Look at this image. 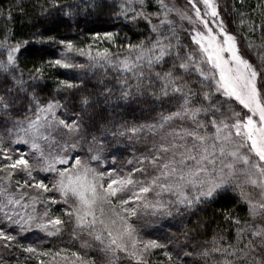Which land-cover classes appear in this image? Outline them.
Segmentation results:
<instances>
[{"label":"snow or ice","instance_id":"snow-or-ice-1","mask_svg":"<svg viewBox=\"0 0 264 264\" xmlns=\"http://www.w3.org/2000/svg\"><path fill=\"white\" fill-rule=\"evenodd\" d=\"M80 2L95 9L104 0ZM156 4L155 10H149L151 0H113L111 16L129 23L143 21L149 31L143 39H129L123 45L117 44L119 34L114 31L94 32L84 46L46 35L47 29L32 33L31 39H20L9 26L11 11H0L5 21L0 26V118L11 123L0 133V247H19L13 232L35 227L55 237L71 225L73 238L86 235L91 241L84 240L81 248L96 245L108 264H183L179 255L167 250L168 244L143 239L132 217H139L143 209L170 215L177 205L193 208L213 203L226 197L230 188L245 184L259 190V198L241 188L248 220L225 209V220L235 226V242L217 234L198 255L210 260L223 254L228 257L223 264H264V43L256 45L247 35L256 32L257 24L249 11L236 9L232 23L237 28L229 30L219 0H187L183 9L170 0H156ZM40 7V23L51 22L56 13L73 15V5L63 0H45ZM257 10L264 14V0H258L252 12ZM173 14L190 26L185 30L190 43L183 41ZM259 28L264 40V20ZM243 41L257 49L259 66L242 51ZM34 42L57 44L63 52L34 65L25 80L20 59ZM112 45L120 51L113 52ZM74 53L86 57L88 64L74 63ZM45 65L131 73L138 81L137 92L148 94L151 89L152 96L171 105L156 123L121 126L123 130L114 133L138 135L148 130L157 136L135 158L138 167L128 172L99 170L92 162L102 161L103 142L96 137L87 159L81 157L77 149L82 147L84 116L80 113L85 107L68 115L69 98L41 100L36 89ZM81 83L59 80L56 92H78ZM121 84L128 89L121 98L127 99L133 94L132 85L126 80ZM80 105L90 106V97L81 96ZM40 173L46 175L38 179ZM16 176L21 179L15 180ZM165 194L171 199H164ZM59 204L65 207L54 214L51 206ZM156 250H162V258L153 260ZM23 251L34 254L37 264H95L84 251L45 252L31 245Z\"/></svg>","mask_w":264,"mask_h":264},{"label":"trees","instance_id":"trees-1","mask_svg":"<svg viewBox=\"0 0 264 264\" xmlns=\"http://www.w3.org/2000/svg\"><path fill=\"white\" fill-rule=\"evenodd\" d=\"M65 4L73 5L71 17L64 16L63 13H56L51 22L40 23L39 17L41 14L42 3L45 0H0V11L12 13V21L10 27L13 28L15 35L20 39H31V34L37 31L45 32L46 35L55 36L57 39L67 38L73 40L80 46L87 45L91 42V36L94 32L114 31L119 35L117 44L123 45L130 39L132 42H137L149 35V31L143 21L138 23H129L123 17L116 19L110 15L109 6L113 0H104L103 6L93 9L86 7L80 0H63ZM258 0H245L243 7L241 0H232V13L226 14L225 18L229 24V28L235 31L237 25L232 23L236 17V9L241 11L247 10L251 13L252 18L257 24L255 33H247L253 38V42L260 45L264 43L259 25L264 20V14L258 10L252 12ZM79 4V8L75 5ZM156 0H151V8L155 10ZM5 21L0 17V26H3ZM183 41L190 43V36L179 29ZM127 37V39H126ZM104 47L109 45L105 43ZM97 47V45H94ZM113 52L120 51L116 45L111 46ZM63 52L62 46L53 43H33L29 46L20 59V70L24 73V79H28L29 70L33 66H39L42 61L55 59ZM74 63L88 64V60L84 56L73 54ZM59 80H73L80 84L78 92L73 90L72 93L62 92L57 94V82ZM126 80L132 85V95L127 99H122L123 90H128L122 87L121 81ZM138 81L131 73L117 72L115 69L105 68H49L45 65L44 78L39 82L40 87L36 89L39 97L44 99L56 96L58 99L61 95L66 98L69 108L72 109L68 115H73L75 112H80V107H85V112L80 113L84 116V126L81 132L80 140L81 148L77 149L82 158L87 159L88 149L91 146L93 137L98 141L103 142L102 161L97 164L92 162L99 170L104 171L109 168L128 172L132 167L138 165L135 163V158L149 149L157 136L145 130L138 135L125 134L115 135L117 129L121 126L130 127L132 125L153 124L159 121L162 113H167L171 105L165 101L161 103L158 96L151 95V89L148 94L136 91ZM105 89H110L106 92ZM73 93H75L73 95ZM90 97V106L80 105V97ZM65 101L62 100V103ZM26 103V102H25ZM19 107V102L17 104ZM61 112L64 109L60 110ZM25 113L21 112V117ZM6 117L0 118V133H4L6 128H11V123H3ZM95 125L94 127L91 125ZM22 150L27 151V146H21ZM114 158V159H113ZM131 161L132 163H129ZM2 175V174H0ZM46 174L40 173L38 178H43ZM15 180L21 179V176L14 177ZM241 188L249 194L253 193L250 186L241 184L240 187L230 188L226 197L218 199L213 203L201 204L193 208H184L183 206H174L171 209V214H162L152 209L142 211L140 215L143 217L132 218L133 223L149 238H155L158 241L168 244V251L173 252L174 257L179 255L184 264H223L227 256L216 254L213 259L205 260L198 253L205 247L211 246V241L217 234L223 235L224 240L230 243L235 242V226L224 218L225 209H231L235 215L241 220L250 219L248 204L240 197ZM168 196V195H166ZM165 196V197H166ZM169 197V196H168ZM167 199V198H166ZM54 214H61L60 209L65 207L63 204L52 205ZM37 209L42 211V206L37 205ZM141 219V223L139 222ZM71 225L66 226L64 232L58 236H48L44 231L35 227L29 228L27 231L17 234H12L17 237L19 247L4 249L0 247V264H6L11 260L20 261L23 255L27 252L23 251V247L31 245L37 249L44 251L52 250L53 252L61 248H66L75 251L87 252L95 264H108V259L93 244L92 247L82 249L81 244L84 240L89 239L86 235L81 238H73L70 231ZM205 242H209L208 245ZM89 243H91L89 239ZM161 250L156 251V254ZM191 252L192 256L186 257L183 254ZM28 255H32L28 253ZM154 257V256H153ZM51 257H46V261ZM11 264V263H7Z\"/></svg>","mask_w":264,"mask_h":264},{"label":"rangeland","instance_id":"rangeland-1","mask_svg":"<svg viewBox=\"0 0 264 264\" xmlns=\"http://www.w3.org/2000/svg\"><path fill=\"white\" fill-rule=\"evenodd\" d=\"M170 3L172 4H175V6L177 8H180V9H183L187 6V0H170ZM219 4H220V7H221V11H222V14L225 16L226 14H230L232 13V8H233V4H232V0H219ZM173 19L176 20V24L177 26L179 27V29L183 32H186L185 30L188 29L190 26L188 25L187 21H182L179 19L178 16H175V14H173ZM226 19V18H225ZM202 27V26H201ZM236 29V28H235ZM229 30H232L229 28ZM233 31V30H232ZM189 35V34H188ZM190 36V35H189ZM253 42V41H252ZM247 43L248 41H243L242 44H241V48H242V51L244 52V54L254 63V64H258V59H257V49L254 47V48H248L247 47ZM256 45H258L257 43H254ZM25 151V150H24ZM38 178V177H37ZM39 179V178H38ZM243 178L241 177V180ZM47 182V181H46ZM167 194H165L166 196ZM251 196H253L254 198H259V190H253V193L250 194ZM164 196V199H171V197H168ZM166 199V200H167ZM147 209H143L142 211H146ZM141 211V212H142ZM141 217H143L142 215H140ZM133 219L135 217H132ZM141 219L139 218V222L138 223H141L140 222ZM138 228V227H137ZM139 230V233H140V236L143 238V239H152V238H149L147 237L145 234H143V232H140V229L138 228ZM155 239V238H153ZM157 240V239H156ZM162 243V242H161ZM39 251H44V250H41V249H38ZM75 251V250H74ZM158 251V250H156ZM47 252V251H45ZM162 258V250L157 253L156 255H154L153 257V260H157V259H161ZM41 259H45L46 260V257H41ZM17 262H19V264H37V260L35 258V255L32 254V255H28V253H26L25 255L22 256V258L20 259V261H7V263H11V264H17ZM183 264L185 263L184 261H182ZM6 263V264H7ZM165 264H167V262H165Z\"/></svg>","mask_w":264,"mask_h":264}]
</instances>
